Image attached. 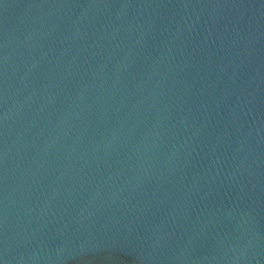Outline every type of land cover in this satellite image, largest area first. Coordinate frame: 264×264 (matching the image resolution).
Segmentation results:
<instances>
[{"label":"water","instance_id":"1","mask_svg":"<svg viewBox=\"0 0 264 264\" xmlns=\"http://www.w3.org/2000/svg\"><path fill=\"white\" fill-rule=\"evenodd\" d=\"M0 264H264V0H0Z\"/></svg>","mask_w":264,"mask_h":264}]
</instances>
